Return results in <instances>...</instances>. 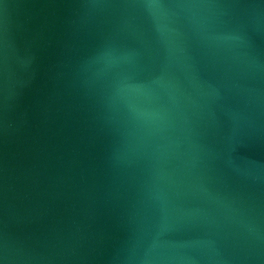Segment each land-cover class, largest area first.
Here are the masks:
<instances>
[{
    "label": "water",
    "instance_id": "water-1",
    "mask_svg": "<svg viewBox=\"0 0 264 264\" xmlns=\"http://www.w3.org/2000/svg\"><path fill=\"white\" fill-rule=\"evenodd\" d=\"M0 264H264V0H0Z\"/></svg>",
    "mask_w": 264,
    "mask_h": 264
}]
</instances>
